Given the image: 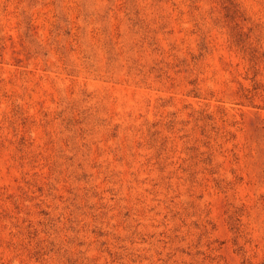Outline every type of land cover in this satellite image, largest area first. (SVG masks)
Segmentation results:
<instances>
[{"label": "rangeland", "instance_id": "rangeland-1", "mask_svg": "<svg viewBox=\"0 0 264 264\" xmlns=\"http://www.w3.org/2000/svg\"><path fill=\"white\" fill-rule=\"evenodd\" d=\"M0 264H264V0H0Z\"/></svg>", "mask_w": 264, "mask_h": 264}]
</instances>
